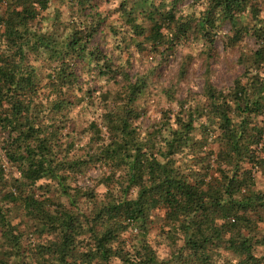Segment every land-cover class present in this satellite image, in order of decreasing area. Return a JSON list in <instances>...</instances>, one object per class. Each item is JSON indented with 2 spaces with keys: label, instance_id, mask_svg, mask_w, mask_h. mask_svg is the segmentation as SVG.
<instances>
[{
  "label": "rangeland",
  "instance_id": "1",
  "mask_svg": "<svg viewBox=\"0 0 264 264\" xmlns=\"http://www.w3.org/2000/svg\"><path fill=\"white\" fill-rule=\"evenodd\" d=\"M208 5L209 0L174 3L172 0H48L43 9L37 7L32 31L61 42L59 48L73 31L90 28L94 35L85 45L84 55L65 57L66 61L71 58L73 61L76 79L71 84L62 82L54 70L65 53L59 57L42 46L26 53L28 66L20 74L24 78L29 75V80L22 78L20 82L26 88L20 128L32 122L39 139H48L50 153L45 155L52 159L64 186L56 179L41 178L33 183L27 180L23 172L29 153L23 150L22 142L20 153L25 156L21 158L16 153V160L9 159L5 148L12 139L8 129L0 127V204L8 222L7 235L11 233L18 240L14 247L0 230V260L16 264H62L50 248L61 239L62 233L48 224L49 217L57 215L71 217L72 222L73 237L69 244L73 248L72 256L63 264H122L118 256L104 260L96 252L86 260L84 251L95 245L94 236L97 234L98 238L104 231L98 220L94 222L95 212L116 197L137 196V187L125 189L129 166L121 160L120 153L105 154L109 144L111 151L113 143L127 137V132L143 145V152L147 151V155L156 152L159 157L160 152L168 150V142L173 138L171 131L191 117L193 127L186 133L187 143L171 156L177 171L203 190L206 185L219 182L222 169L231 172L232 166L221 165L216 156L222 141L220 129L208 112L205 84L210 83L224 93L231 92L229 88L245 71L241 57L255 50L257 39L245 35L232 44V24L215 14L214 25L207 31L212 41H207L196 24ZM171 7L174 19L189 22L191 29L182 33L176 22L169 21L171 17L167 18L166 12ZM3 8L4 4L0 3V12ZM131 16H135L133 23L128 20ZM234 20L239 26L264 24V0L253 1L252 6L237 12ZM154 23L164 35L159 43L152 36ZM132 24L140 26L143 32L138 33ZM0 40V53L14 60L16 57L8 52L3 38ZM93 50L97 51L95 56L90 53ZM259 71L264 75V64ZM240 82L244 83L245 77ZM139 84L140 91L129 103V86ZM249 118L250 128L264 130V110ZM118 122L128 124L127 132H120ZM260 147L261 143L256 152L259 164H238L239 174L250 170L251 192L264 191V149ZM31 154L36 158L39 152ZM8 191L12 197L5 199L3 194ZM30 198L42 204L39 214L47 216V223L39 219L35 209L25 206ZM248 216L252 223H242L230 231L221 230L220 240L194 251L185 244L180 228L183 218L173 222L157 206L147 211L143 222L133 221L123 228L111 246L122 250L125 257L137 258L144 264H148L147 258L154 259L151 264H244L241 254L228 240L238 242L241 237L249 236L255 259L264 264V208L248 212ZM215 221L219 229L222 220Z\"/></svg>",
  "mask_w": 264,
  "mask_h": 264
},
{
  "label": "trees",
  "instance_id": "2",
  "mask_svg": "<svg viewBox=\"0 0 264 264\" xmlns=\"http://www.w3.org/2000/svg\"><path fill=\"white\" fill-rule=\"evenodd\" d=\"M175 1L172 0V3ZM253 1L256 0H209V5L196 24L200 32L207 37L206 40L212 41L207 31L213 27L215 14H218L227 18L233 26L234 30L230 39L232 44L240 41L245 35H251L257 39L255 50L249 56L241 57L240 62L244 64L245 71L240 78L234 81V86L229 88L231 92L224 93L216 90L210 83L205 84L204 92L209 100L208 112L212 113L210 115L213 117V123L220 129L222 141L216 156L217 159H220V164L232 166L231 172H225L222 169L220 179H216L219 182L210 183L203 190L200 185L191 184L185 176L177 171L171 156L179 150L180 146L187 143L186 133H190L193 127L191 117L181 121L180 127L171 131L173 138L168 142V150L166 153L160 152L159 157L154 154L156 152L149 155H147V151L143 152V145L135 140L130 132H127L128 124L125 122L122 125L121 122H118L120 132H127L128 135L116 140L111 151H108L111 145L109 144L105 154L120 153L121 160L129 166L125 189L137 187L138 193L134 199L116 197L113 201L105 204L104 209L101 208L95 212L94 222L98 220L104 227V231L98 238H96V234L94 236L96 244L89 246L88 250L84 251L86 260L96 252V255L104 260L114 255L120 258L122 264H144L137 258L125 257L124 252L112 247L111 243L123 228L133 221L143 222L147 211L157 206L165 210L168 219L173 222H179L183 218L180 228L185 244L194 251H198L209 242L220 240L218 232L221 233V230L230 231L242 223H252L248 212L252 213L257 209L264 208V191L251 192L248 188L253 183L250 170L245 169L242 174L237 171L238 164L243 162L252 165L259 164L260 161H257L259 158L256 156L258 145L261 143L260 149H264V130H256L249 126V117L258 115L264 110V75L259 71V67L264 64V24L239 26L234 20L235 14L252 6ZM47 2L48 0H0V3L4 4L3 11L0 12V39L3 38L8 52L16 57L14 58L15 62L8 58L9 55L0 53V127L8 129L9 137L12 139L10 148H5L9 159L16 160V153H19L21 158L25 156L20 153L22 142L23 150L25 149L29 153L27 155L28 164L23 172L27 180L33 183L41 178L56 179L64 186L61 176L56 174L52 159L46 156L50 153L48 139H39L32 122L26 127L20 128L23 125L21 119L26 103V100L23 101L26 88L20 82L22 78L29 80V75L28 78L21 77L20 71L28 66L26 53L42 46L59 57L66 54L60 65L54 70L63 80L62 82L73 83L76 79L72 69L73 61L72 58L66 61L65 57L67 55H84L86 53L85 45L94 35V30L87 28L83 32H81L82 29L71 32L63 40V47L59 48L61 42L57 43L49 35L32 31L31 22L38 16L37 7L43 9ZM172 11V7L167 10V18L170 16L171 20L169 21L176 22L177 29H180L182 33L191 29L192 26L189 22H177ZM134 17L131 16L128 20L133 23ZM150 19L153 20L152 16ZM132 27L137 29L138 33L143 32L137 24H132ZM151 31L155 42H161L164 35L160 32L158 25L154 23ZM83 33L86 34L83 35ZM90 53L95 56L97 51L93 50ZM250 69L254 71L250 72ZM242 77H245L244 83L240 82ZM141 86V84L136 87L129 86L127 94L129 103L134 101ZM60 92L63 93V90L60 89ZM61 103L63 102L61 101ZM12 133H15V136L11 135ZM117 135L115 133V137ZM33 151L39 152V154H35L36 158L31 154ZM16 189L19 188L16 187ZM3 197L9 199L12 197V192L4 193ZM25 206L32 211L36 210L39 219L47 223V216L39 214L42 204L30 198ZM29 213L34 214V212ZM56 216H50L51 220L48 224L62 234L60 242L53 243L50 248L58 254L63 264L67 257L72 256L73 248L69 246L73 237V232L70 230L72 222L70 221L71 217L66 219V217ZM216 219L222 220L219 223V229H216L217 226L214 224ZM0 230L5 240L12 243L14 247L18 245V240L10 235L11 233L9 236L7 235L8 222L1 204ZM228 242L241 254L244 264H260L254 257L251 237H241L238 242L229 238ZM137 255L140 257V254L137 253ZM145 260L148 264L154 263V259L147 258ZM0 264H16V262L0 260Z\"/></svg>",
  "mask_w": 264,
  "mask_h": 264
}]
</instances>
